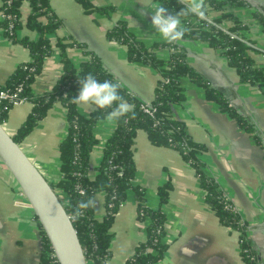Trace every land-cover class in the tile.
<instances>
[{
	"label": "crops",
	"instance_id": "obj_1",
	"mask_svg": "<svg viewBox=\"0 0 264 264\" xmlns=\"http://www.w3.org/2000/svg\"><path fill=\"white\" fill-rule=\"evenodd\" d=\"M97 7L114 8L108 13H87L77 0H49L62 25L57 36H71L84 43L104 63L113 76L132 94L146 103L154 98L157 72L147 64L130 61L124 45L109 40L106 32L119 20H125L137 39L151 46L165 42L152 26V11L156 0H90ZM245 6L234 8L236 15L247 25L242 36L251 41L259 53H253L257 64L264 65V30L256 14L264 18V0H246ZM2 1L0 0V6ZM144 13L141 15V13ZM28 2L21 6V19L26 22ZM217 15L218 13H211ZM1 19V13H0ZM21 35L36 37L26 27ZM187 62L219 89L254 124L264 139V82L253 86L241 82L237 71L226 58L207 42L181 39ZM75 65L84 60L78 47L67 48ZM159 58L168 60L171 50H157ZM30 59L26 46L14 43L3 35L0 26V84L19 64ZM62 73L58 53L45 60L42 70L32 83L34 93L51 90ZM184 100L173 107L175 118L185 123L186 132L206 149L202 161L206 171L224 190L226 198L247 223V232L264 264V148L227 112L206 97L205 90L188 77L182 78ZM32 108L31 103H16L9 111L5 127L15 133ZM78 111L88 115L94 108ZM116 127L115 121L99 120L94 128L97 144L90 156L89 176L96 175L106 140ZM67 134L66 110L55 102L46 116L24 138L21 146L48 180L60 175L58 146ZM136 173L133 185L142 186L150 208H161L165 214L163 242L167 248L153 264H245L240 255L238 233L219 221L205 201L194 168L176 149L153 144L144 130H138L133 143ZM171 183L167 201L160 204L157 189ZM95 217L105 215V193L95 196ZM146 223L137 217V202L133 189L119 207L112 227L106 264H125L136 246L146 237ZM56 261V260H55ZM43 256L41 225L19 192V186L0 158V264H57Z\"/></svg>",
	"mask_w": 264,
	"mask_h": 264
},
{
	"label": "trees",
	"instance_id": "obj_2",
	"mask_svg": "<svg viewBox=\"0 0 264 264\" xmlns=\"http://www.w3.org/2000/svg\"><path fill=\"white\" fill-rule=\"evenodd\" d=\"M1 1L0 26L3 35L14 43L26 46L30 59L19 64L5 83L0 84V93L6 92L9 95L6 98L0 97V122L5 125L9 111L20 99L31 103L32 108L26 119L15 133H11L14 140L21 145L24 138L46 116L55 102H60L64 106L67 134L58 146L60 175L57 180H49V182L71 216L88 264H106L110 256L111 227L130 189H133L135 194L137 217L141 222L146 223V237L136 246L125 264H153L162 257L167 248V244L163 242L165 234L163 210L160 207L150 208L145 200L144 188L133 185L136 173L133 143L138 130H144L153 144L169 146L181 153L194 168L204 191L206 203L222 224L238 233L242 260L245 264H261L259 253L248 235L247 223L226 198L219 183L206 171V165L201 158L206 147L194 141L186 132L185 123L173 115L174 105L184 100L182 78L188 77L193 83L202 87L206 97L215 102L220 110L234 118L238 125L263 148L264 139L255 124L238 108L231 105L223 92L211 85L187 62L186 50L179 41L173 44L155 42L147 46L137 39L125 20L117 21L107 30L106 36L109 40L126 47L130 61L149 65L157 72L158 79L154 88V98L149 104L132 94L125 86L121 88V95L134 105L135 114L133 116L129 113L128 116L115 121L116 127L104 144L101 159L96 167L97 173L94 177H90V156L97 144L94 128L111 109H93L88 115H83L71 98L78 95L79 81L89 73L99 81L117 82L118 80L86 44L71 36L56 35L62 22L53 11L49 0ZM25 1L29 5V13L26 22H23L21 6ZM77 1L87 13H108L114 9L97 7L90 0ZM156 1L168 9L166 14L175 15L183 8L179 0ZM246 4V0H205L203 16L211 21L193 14L181 17L182 25L188 29L182 39L207 42L226 58L228 65L237 71L241 82L260 86L264 82V65L257 64L252 55L259 53V49L244 40L245 37L241 33L247 25L234 11L235 7ZM215 12L218 14L211 16V13ZM256 16L264 30V18L258 14ZM23 27L35 31L36 37L21 35L20 29ZM70 47L80 48L86 57L78 65H75L68 56L67 48ZM163 47L171 50L168 60L159 58L157 54V50ZM56 53L61 57L60 77L51 90L34 93L32 83L42 70L45 60ZM144 104L148 105L150 112L144 110ZM170 188L169 181L158 187L160 204L167 201ZM98 191L105 193V215L100 219L96 218L94 207H91L80 219H73L72 213L77 202L94 197ZM42 233L44 259L55 261L53 250L43 230Z\"/></svg>",
	"mask_w": 264,
	"mask_h": 264
},
{
	"label": "water",
	"instance_id": "obj_3",
	"mask_svg": "<svg viewBox=\"0 0 264 264\" xmlns=\"http://www.w3.org/2000/svg\"><path fill=\"white\" fill-rule=\"evenodd\" d=\"M204 18L211 21L207 17ZM0 158L10 170L33 209L50 243L56 262L58 264H88L77 230L60 196L1 122Z\"/></svg>",
	"mask_w": 264,
	"mask_h": 264
},
{
	"label": "clouds",
	"instance_id": "obj_4",
	"mask_svg": "<svg viewBox=\"0 0 264 264\" xmlns=\"http://www.w3.org/2000/svg\"><path fill=\"white\" fill-rule=\"evenodd\" d=\"M179 2L183 5V8L175 15L166 14L168 9L163 5H156L154 11H152V26L162 39L169 44L180 41L188 31L182 25L181 17L189 14L201 17L204 15L205 0H179ZM143 14L142 12L141 15ZM79 83L78 95L71 99L81 109L86 111L88 106H93L94 110L111 109L105 117L108 121H119L121 118L128 116L129 113L134 116V105L121 95L120 90L124 85L120 82L99 81L93 74L89 73L83 79H80ZM95 204L94 197L78 201L72 213V218L80 219L84 212L91 207H95Z\"/></svg>",
	"mask_w": 264,
	"mask_h": 264
},
{
	"label": "built area",
	"instance_id": "obj_5",
	"mask_svg": "<svg viewBox=\"0 0 264 264\" xmlns=\"http://www.w3.org/2000/svg\"><path fill=\"white\" fill-rule=\"evenodd\" d=\"M8 96H9V95H8L6 92H1V93H0V97H2V98H6V97H8ZM20 102H23V100L20 99V100H19L18 102H16V103H20ZM143 108H144L145 111L150 112V111H149V107H148V105L144 104V105H143ZM19 192H20V194H21L22 196L25 197V195L23 194V192H22V190L20 189V187H19ZM25 198H26V197H25ZM53 257H55L54 254H53ZM55 260H56V259H55Z\"/></svg>",
	"mask_w": 264,
	"mask_h": 264
},
{
	"label": "rangeland",
	"instance_id": "obj_6",
	"mask_svg": "<svg viewBox=\"0 0 264 264\" xmlns=\"http://www.w3.org/2000/svg\"><path fill=\"white\" fill-rule=\"evenodd\" d=\"M243 6H245V5H243ZM246 42H248V43H250L249 41H247L246 39H244Z\"/></svg>",
	"mask_w": 264,
	"mask_h": 264
}]
</instances>
